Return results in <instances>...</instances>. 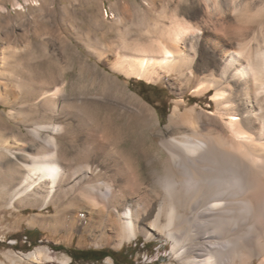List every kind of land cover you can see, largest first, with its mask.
<instances>
[{
  "label": "bare ground",
  "instance_id": "6f19581e",
  "mask_svg": "<svg viewBox=\"0 0 264 264\" xmlns=\"http://www.w3.org/2000/svg\"><path fill=\"white\" fill-rule=\"evenodd\" d=\"M165 19L153 24L149 43L119 29L121 45L95 48L117 76L86 60L77 81L67 83L32 54L2 58L0 105L10 109L0 111V202L53 205L54 218L31 221L98 232L99 241L118 247L141 235L167 238L169 264H264V0H201L192 20ZM195 31L201 45L188 37ZM197 54L207 58L194 67ZM184 70L188 87L198 82L197 95L216 91L217 109L177 105L157 142L156 112L119 75L161 80ZM102 110L109 113L103 121ZM144 134L155 156L146 169L136 145L123 147ZM51 253L38 247L9 260L71 261Z\"/></svg>",
  "mask_w": 264,
  "mask_h": 264
},
{
  "label": "rangeland",
  "instance_id": "374dc122",
  "mask_svg": "<svg viewBox=\"0 0 264 264\" xmlns=\"http://www.w3.org/2000/svg\"><path fill=\"white\" fill-rule=\"evenodd\" d=\"M151 2L152 0H0V73L4 56L8 58V63H12L15 55L23 61L29 58L28 54H32L34 62L49 61L55 75L60 77L65 75L67 83L77 81L79 70L86 60L93 65L99 64L101 71L117 76L105 64L99 63L94 54L95 48L106 49L108 46L121 45L119 29L129 32V40L140 44L149 43L156 37V33L152 30L153 24L158 23L161 16H167L168 19L163 20L166 24L175 16L190 21L199 12L201 0H156L155 7L150 5ZM197 32L189 34L188 37L199 38ZM200 39L203 42V39L199 38V45L202 44ZM9 48L12 50L10 51ZM205 57L207 58V55L197 54L194 67L202 59L205 60ZM187 75V70H184V76L172 73L161 80L127 78L119 75L120 83L131 92L138 94L156 112L161 123L155 131L157 142L168 132L170 117L177 105L181 111L196 107L198 111L207 113L217 109L213 100L216 91L213 89L203 94L205 96L197 95L195 87L198 82L188 87ZM86 83L89 84L88 81ZM85 93L87 96H92L94 92L88 90ZM9 109L0 105V111L8 112ZM86 110L88 115H95L89 107ZM100 112L97 117L103 121L104 115L109 113L106 110ZM120 125L124 129L127 128L126 117L120 121ZM23 129L26 133L27 129ZM129 142L123 144V147L131 150L132 146L136 145L138 148L135 151L137 154L135 159H142L139 160L140 166L146 169L147 159H155L148 135L131 138ZM46 144L42 139L41 145ZM55 214L56 209L53 205L46 210L23 209L20 205L8 208L1 201L0 264H12L9 260L10 256L29 253L38 247L49 248L56 258L68 256L71 259L69 264H169L171 262V244L168 243L167 238L158 237L148 241L141 235L137 240L118 247L113 242L99 241L98 232H94L95 236L80 227L70 229L66 228L67 226H59L53 229L48 224L42 227L31 221L35 216H46L51 219ZM70 219L72 220L71 217L68 220ZM58 222L57 220L56 223ZM64 223L68 224L67 221ZM32 241L33 244L36 242L35 247H31ZM54 247H62L64 250L54 251ZM77 250L114 251L119 253L116 256H121V260L108 257L99 261H76V257L79 256ZM41 264H62V262L56 260Z\"/></svg>",
  "mask_w": 264,
  "mask_h": 264
},
{
  "label": "trees",
  "instance_id": "16d2710c",
  "mask_svg": "<svg viewBox=\"0 0 264 264\" xmlns=\"http://www.w3.org/2000/svg\"><path fill=\"white\" fill-rule=\"evenodd\" d=\"M31 247H35L36 246V242L33 244V241L30 243ZM54 251H59V250H64L62 247H54L53 248ZM77 253H79L83 259L86 262L89 261H99V260H104L106 257H112L114 259V257L119 254L118 252H114V251H108V250H101V251H97V250H87V251H81V250H77ZM123 252V251H121ZM94 255V256H93ZM98 255V256H97ZM71 256L73 258H75V255L73 253H71ZM130 258L132 259V255L130 256ZM79 261L80 259H77L76 257V261ZM115 260V259H114ZM73 264V263H71Z\"/></svg>",
  "mask_w": 264,
  "mask_h": 264
},
{
  "label": "flooded vegetation",
  "instance_id": "af4514ba",
  "mask_svg": "<svg viewBox=\"0 0 264 264\" xmlns=\"http://www.w3.org/2000/svg\"><path fill=\"white\" fill-rule=\"evenodd\" d=\"M77 258L80 259V260L83 259L80 254H79V256H77ZM114 259L117 260V261H120L121 260V256H115Z\"/></svg>",
  "mask_w": 264,
  "mask_h": 264
},
{
  "label": "water",
  "instance_id": "95a60500",
  "mask_svg": "<svg viewBox=\"0 0 264 264\" xmlns=\"http://www.w3.org/2000/svg\"><path fill=\"white\" fill-rule=\"evenodd\" d=\"M108 257H106L105 259H107Z\"/></svg>",
  "mask_w": 264,
  "mask_h": 264
}]
</instances>
